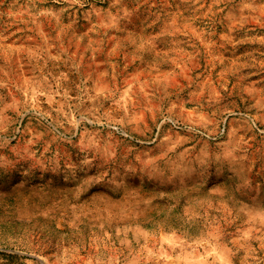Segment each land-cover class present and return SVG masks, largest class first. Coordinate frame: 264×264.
Here are the masks:
<instances>
[{"label": "rangeland", "instance_id": "rangeland-1", "mask_svg": "<svg viewBox=\"0 0 264 264\" xmlns=\"http://www.w3.org/2000/svg\"><path fill=\"white\" fill-rule=\"evenodd\" d=\"M0 264H264V0H0Z\"/></svg>", "mask_w": 264, "mask_h": 264}]
</instances>
